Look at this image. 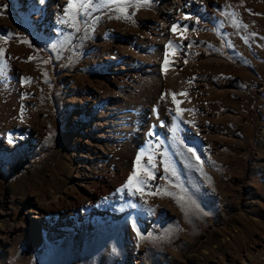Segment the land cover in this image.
Returning <instances> with one entry per match:
<instances>
[{
  "label": "rangeland",
  "instance_id": "1",
  "mask_svg": "<svg viewBox=\"0 0 264 264\" xmlns=\"http://www.w3.org/2000/svg\"><path fill=\"white\" fill-rule=\"evenodd\" d=\"M185 3L191 103L168 81L127 103L133 154L95 178L87 98L173 0H0V264H264V0ZM166 40L137 62H164Z\"/></svg>",
  "mask_w": 264,
  "mask_h": 264
},
{
  "label": "bare ground",
  "instance_id": "2",
  "mask_svg": "<svg viewBox=\"0 0 264 264\" xmlns=\"http://www.w3.org/2000/svg\"><path fill=\"white\" fill-rule=\"evenodd\" d=\"M182 1L173 0V5L167 11V14L162 15V17H155L151 21L146 40L142 38V41L136 44V47L119 50L120 54L124 55L123 57L125 58V62L120 67L125 70L123 73L115 75L111 81H98L92 88L93 92L87 98L90 102V115L95 118V123L102 130L97 135L101 140L98 143L90 142L88 145L89 159L82 164V171L86 177L93 176L96 178L97 175L101 176L100 173L102 171L100 170V173H98L99 169L105 166V162L109 158L117 156L121 162L130 158L133 154L131 139L127 137V134L132 132L136 125L135 110L134 107L126 106L127 103H137L147 93L157 90L165 81L170 83L176 94L184 100L185 105L191 103L192 86L182 78L179 70L183 52L187 50L185 38L181 34L180 28L181 23L188 17L183 11L176 15L174 9L176 7L180 10ZM185 2L188 8L193 4V0H185ZM173 26H175V31H173ZM168 37L174 40V45L167 50L164 62L151 54L148 55L146 61L137 62L139 59H143V53H146V46L167 41ZM110 54L108 53L109 56ZM125 55L127 56L125 57ZM110 93L116 95L117 100H109L105 108L99 109L96 101L92 102V97ZM190 115L192 117L194 113L192 112ZM194 126L198 125L195 123ZM194 130L199 132V129ZM125 165V162L118 163L119 168ZM93 182L95 183L96 181ZM79 185L83 186L81 182H79ZM80 186L70 189V191L74 192V195L77 194V199L79 200L71 202L72 209L77 208L76 206L88 205L86 200L88 198L82 196ZM53 203L59 206L58 201H53ZM46 209L47 204L39 201L35 202L32 211L44 215L43 213ZM59 214L61 215L60 212Z\"/></svg>",
  "mask_w": 264,
  "mask_h": 264
},
{
  "label": "snow or ice",
  "instance_id": "3",
  "mask_svg": "<svg viewBox=\"0 0 264 264\" xmlns=\"http://www.w3.org/2000/svg\"><path fill=\"white\" fill-rule=\"evenodd\" d=\"M145 2H147V0H145ZM83 6H84V5H81V7H83ZM0 7L6 8L7 6H6V5H2V6H0ZM120 10H121V12L124 11L123 8H121ZM175 30H176V29H175V26H173V31H175ZM188 151H189V152H192V154L195 156V152H194V150H193L192 148H189ZM141 155H143V153H141ZM196 159L199 160V157L197 156ZM165 170L168 171V169H165ZM172 174L175 175L174 172H173ZM132 180H133V178L130 177V178H129V181H128V183L125 185V187H129V186L132 184ZM166 194H168V193H166ZM174 198L177 199V201H178L179 203H182V202L184 201V195H183V194L180 195V196H175V195H174ZM137 235H139V232L137 233ZM141 238H143V237H141Z\"/></svg>",
  "mask_w": 264,
  "mask_h": 264
}]
</instances>
